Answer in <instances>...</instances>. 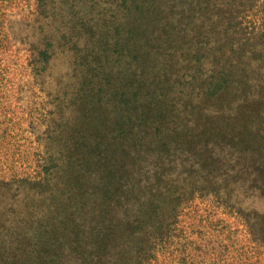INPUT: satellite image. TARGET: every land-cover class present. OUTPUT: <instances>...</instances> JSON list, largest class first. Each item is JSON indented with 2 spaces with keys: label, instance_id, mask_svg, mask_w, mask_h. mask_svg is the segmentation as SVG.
Masks as SVG:
<instances>
[{
  "label": "rangeland",
  "instance_id": "obj_1",
  "mask_svg": "<svg viewBox=\"0 0 264 264\" xmlns=\"http://www.w3.org/2000/svg\"><path fill=\"white\" fill-rule=\"evenodd\" d=\"M25 5L0 35V264H264V0Z\"/></svg>",
  "mask_w": 264,
  "mask_h": 264
},
{
  "label": "trees",
  "instance_id": "obj_2",
  "mask_svg": "<svg viewBox=\"0 0 264 264\" xmlns=\"http://www.w3.org/2000/svg\"><path fill=\"white\" fill-rule=\"evenodd\" d=\"M26 1L28 2V0H0V35H1V33H3V35H5V31L3 30V27H2L3 26L2 21H3V17L5 16V13L8 10V8L19 7V10H22V12H23L26 8V5H25ZM33 60L35 61L34 58H33Z\"/></svg>",
  "mask_w": 264,
  "mask_h": 264
}]
</instances>
